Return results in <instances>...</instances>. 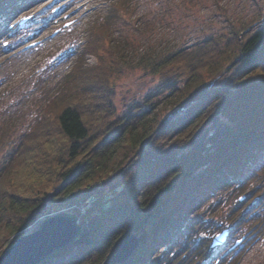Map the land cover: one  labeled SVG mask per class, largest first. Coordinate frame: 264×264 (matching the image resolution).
Segmentation results:
<instances>
[{
	"label": "trees",
	"instance_id": "obj_1",
	"mask_svg": "<svg viewBox=\"0 0 264 264\" xmlns=\"http://www.w3.org/2000/svg\"><path fill=\"white\" fill-rule=\"evenodd\" d=\"M261 19L191 47L98 52V71L0 144V255L65 208L81 231L37 264H109L129 233L138 245L114 264H239L264 235ZM124 67L158 83L147 106L120 113L113 79ZM224 228L233 242L211 246Z\"/></svg>",
	"mask_w": 264,
	"mask_h": 264
},
{
	"label": "rangeland",
	"instance_id": "obj_2",
	"mask_svg": "<svg viewBox=\"0 0 264 264\" xmlns=\"http://www.w3.org/2000/svg\"><path fill=\"white\" fill-rule=\"evenodd\" d=\"M117 1H0V144L30 129L59 92L98 71V52L112 53L118 45L129 55L131 49L143 52L150 46L191 47L211 35L227 36L252 20H257L256 29L264 16V0H126L122 7ZM90 42L93 47L87 46ZM157 83L143 69L124 67L113 79L118 111L147 106ZM4 153L0 149V158ZM70 210L43 215L24 233ZM71 212L81 224L78 213ZM239 264H264V235L248 246Z\"/></svg>",
	"mask_w": 264,
	"mask_h": 264
},
{
	"label": "water",
	"instance_id": "obj_3",
	"mask_svg": "<svg viewBox=\"0 0 264 264\" xmlns=\"http://www.w3.org/2000/svg\"><path fill=\"white\" fill-rule=\"evenodd\" d=\"M81 231L75 213L60 212L43 220L33 231L20 235L15 243L0 255V264H37L53 252L74 241ZM229 229L224 228L212 237L213 247L226 242ZM238 239L235 245L239 244ZM139 242L134 233L127 234L109 260L114 264L126 259Z\"/></svg>",
	"mask_w": 264,
	"mask_h": 264
},
{
	"label": "bare ground",
	"instance_id": "obj_4",
	"mask_svg": "<svg viewBox=\"0 0 264 264\" xmlns=\"http://www.w3.org/2000/svg\"><path fill=\"white\" fill-rule=\"evenodd\" d=\"M78 237V236H77Z\"/></svg>",
	"mask_w": 264,
	"mask_h": 264
}]
</instances>
